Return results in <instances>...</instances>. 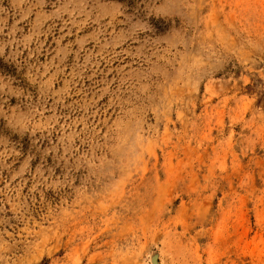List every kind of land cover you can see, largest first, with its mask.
<instances>
[{"label": "clouds", "instance_id": "1", "mask_svg": "<svg viewBox=\"0 0 264 264\" xmlns=\"http://www.w3.org/2000/svg\"><path fill=\"white\" fill-rule=\"evenodd\" d=\"M20 2L0 0V65L15 70L0 68V160L22 157L28 143L20 169L0 184V264H35L41 249L62 243L125 164L136 178L148 166L155 187L170 154L187 160L203 130L195 101L237 51L264 76L259 0L229 5L206 27L203 0H32L25 15Z\"/></svg>", "mask_w": 264, "mask_h": 264}, {"label": "rangeland", "instance_id": "2", "mask_svg": "<svg viewBox=\"0 0 264 264\" xmlns=\"http://www.w3.org/2000/svg\"><path fill=\"white\" fill-rule=\"evenodd\" d=\"M242 2L203 0L202 27L223 21L228 6ZM31 4L21 0L20 14L29 13ZM5 23L7 32L14 20ZM51 43L49 36L45 47ZM0 68L15 71L7 64ZM195 105L203 130L187 160L170 154L168 170L155 173V187L148 166L136 178L125 164L85 213L87 221L65 233L62 243L41 249L35 264H264V76L254 75L251 62L237 51L225 71L201 89ZM125 139L131 154L136 141L130 131ZM9 140V147L16 143L14 136ZM27 147L25 142L18 148L22 157L0 160V184L20 169ZM156 158L165 163L158 152ZM30 164L35 171L39 160ZM202 188L209 189L206 195ZM71 233L83 239L73 240Z\"/></svg>", "mask_w": 264, "mask_h": 264}]
</instances>
